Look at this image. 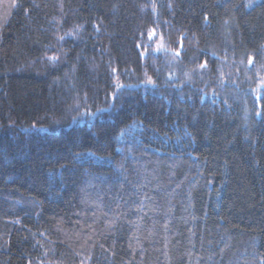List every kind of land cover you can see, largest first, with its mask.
I'll return each instance as SVG.
<instances>
[{"label":"trees","instance_id":"1","mask_svg":"<svg viewBox=\"0 0 264 264\" xmlns=\"http://www.w3.org/2000/svg\"><path fill=\"white\" fill-rule=\"evenodd\" d=\"M0 264H264V0H0Z\"/></svg>","mask_w":264,"mask_h":264}]
</instances>
